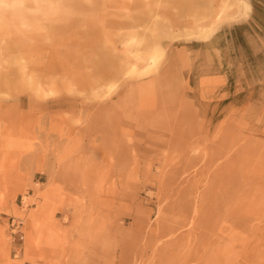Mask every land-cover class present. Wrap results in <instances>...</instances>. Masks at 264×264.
Returning a JSON list of instances; mask_svg holds the SVG:
<instances>
[{
	"label": "rangeland",
	"instance_id": "374dc122",
	"mask_svg": "<svg viewBox=\"0 0 264 264\" xmlns=\"http://www.w3.org/2000/svg\"><path fill=\"white\" fill-rule=\"evenodd\" d=\"M252 16L0 0V264H264Z\"/></svg>",
	"mask_w": 264,
	"mask_h": 264
},
{
	"label": "crops",
	"instance_id": "0c3cea01",
	"mask_svg": "<svg viewBox=\"0 0 264 264\" xmlns=\"http://www.w3.org/2000/svg\"><path fill=\"white\" fill-rule=\"evenodd\" d=\"M252 17L253 20L251 23H246L248 24L246 25L247 28L243 32H240L242 35L240 38L243 43H247L253 54V107H257L258 105H264V0H253ZM234 35L235 37L232 39L237 42L239 38L236 33ZM225 41L226 33L220 35L216 43L217 49L219 50V57H221V52L226 57L227 48L225 47L226 49H223L220 46V43H225ZM227 72L225 71L224 73L227 74Z\"/></svg>",
	"mask_w": 264,
	"mask_h": 264
},
{
	"label": "built area",
	"instance_id": "2783aa9c",
	"mask_svg": "<svg viewBox=\"0 0 264 264\" xmlns=\"http://www.w3.org/2000/svg\"><path fill=\"white\" fill-rule=\"evenodd\" d=\"M11 224L14 225V227H15L16 229H18V228H20L21 222H20V221H16V222H15L14 220H12V221H11ZM17 232H19V234H18V238H19V239H22L21 232H20L19 230H17ZM14 233H16V232H14Z\"/></svg>",
	"mask_w": 264,
	"mask_h": 264
}]
</instances>
